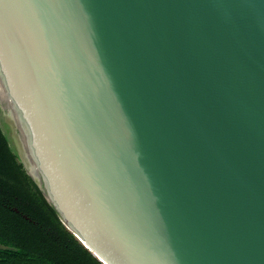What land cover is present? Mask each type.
Masks as SVG:
<instances>
[{"label":"water","instance_id":"water-1","mask_svg":"<svg viewBox=\"0 0 264 264\" xmlns=\"http://www.w3.org/2000/svg\"><path fill=\"white\" fill-rule=\"evenodd\" d=\"M0 89L104 264H264V0H0Z\"/></svg>","mask_w":264,"mask_h":264},{"label":"trees","instance_id":"trees-1","mask_svg":"<svg viewBox=\"0 0 264 264\" xmlns=\"http://www.w3.org/2000/svg\"><path fill=\"white\" fill-rule=\"evenodd\" d=\"M1 162L8 164L10 184L19 193L18 184L26 186L27 202L16 204L28 213L21 232L0 233V264H104L61 221L54 207L46 201L35 178L26 172L7 132L0 123ZM24 187L21 188L22 193Z\"/></svg>","mask_w":264,"mask_h":264},{"label":"flooded vegetation","instance_id":"flooded-vegetation-1","mask_svg":"<svg viewBox=\"0 0 264 264\" xmlns=\"http://www.w3.org/2000/svg\"><path fill=\"white\" fill-rule=\"evenodd\" d=\"M0 107V123L4 129V131L7 132V135L9 137L10 142L11 138L9 135V125L5 121L4 113ZM13 145V143H12ZM14 147V145H13ZM15 149V147H14ZM18 155V154H17ZM19 160L22 162V165L25 167L23 161L20 159L18 155ZM8 164L1 162V156H0V233L9 235V233L12 232H21L23 226L24 220H30V217L28 213L20 208L16 202L23 201L24 204L27 202V196H26V186H22L21 183L18 184L19 186V193H14L11 190L10 184H13L12 178L10 177L8 173ZM26 172L28 174L27 168ZM24 187L23 192L21 188Z\"/></svg>","mask_w":264,"mask_h":264},{"label":"bare ground","instance_id":"bare-ground-1","mask_svg":"<svg viewBox=\"0 0 264 264\" xmlns=\"http://www.w3.org/2000/svg\"><path fill=\"white\" fill-rule=\"evenodd\" d=\"M0 91H1V94L4 95V94L2 93V90H1V89H0ZM1 112H2V111H1Z\"/></svg>","mask_w":264,"mask_h":264},{"label":"rangeland","instance_id":"rangeland-1","mask_svg":"<svg viewBox=\"0 0 264 264\" xmlns=\"http://www.w3.org/2000/svg\"><path fill=\"white\" fill-rule=\"evenodd\" d=\"M99 259V258H98Z\"/></svg>","mask_w":264,"mask_h":264}]
</instances>
